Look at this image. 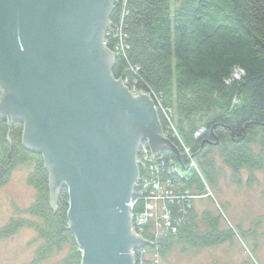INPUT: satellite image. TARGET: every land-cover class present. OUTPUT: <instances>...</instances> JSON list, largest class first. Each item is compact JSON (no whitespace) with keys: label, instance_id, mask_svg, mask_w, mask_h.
Wrapping results in <instances>:
<instances>
[{"label":"trees","instance_id":"16d2710c","mask_svg":"<svg viewBox=\"0 0 264 264\" xmlns=\"http://www.w3.org/2000/svg\"><path fill=\"white\" fill-rule=\"evenodd\" d=\"M113 7V33L104 39L115 56L113 76L155 96L164 135L176 149L152 153L156 212L137 229L146 243L133 250L137 264H160L178 247L233 242L236 233L225 226L224 216L196 203H206L198 196L219 189L225 170L241 184L243 171L264 168V0H114ZM23 132L24 125L10 127L0 116V188L14 170L30 164L27 181L35 189L25 211L30 218H12L0 229V240L28 227L39 242L31 264L46 262L55 252L65 253L56 264H83L70 229L68 189L53 198L45 159L24 147ZM139 191L134 216L151 200Z\"/></svg>","mask_w":264,"mask_h":264},{"label":"water","instance_id":"95a60500","mask_svg":"<svg viewBox=\"0 0 264 264\" xmlns=\"http://www.w3.org/2000/svg\"><path fill=\"white\" fill-rule=\"evenodd\" d=\"M113 5L0 0V115L24 123L23 145L44 156L53 198L68 189L83 264H136L132 251L146 245L129 206L139 145L176 150L153 99L112 77L115 56L103 43Z\"/></svg>","mask_w":264,"mask_h":264},{"label":"rangeland","instance_id":"374dc122","mask_svg":"<svg viewBox=\"0 0 264 264\" xmlns=\"http://www.w3.org/2000/svg\"><path fill=\"white\" fill-rule=\"evenodd\" d=\"M13 134L14 129L12 137ZM173 137L179 138L177 134ZM190 165L194 166V163ZM32 170L30 164L19 166L0 188V229L12 218H30L25 211L35 200V189L27 181ZM232 178V173L225 170L219 189H209L207 195L198 196L206 203L200 200L196 205L198 209L206 206L220 212L225 226L236 233L234 241L199 250L178 247L160 264H264V168L253 173L243 171L241 184ZM38 244L34 230L21 228L12 237L0 240V264H31ZM53 254L48 261L40 264H56L65 256L64 252Z\"/></svg>","mask_w":264,"mask_h":264},{"label":"built area","instance_id":"2783aa9c","mask_svg":"<svg viewBox=\"0 0 264 264\" xmlns=\"http://www.w3.org/2000/svg\"><path fill=\"white\" fill-rule=\"evenodd\" d=\"M110 31L112 32V30H110ZM122 38L123 37H121V39ZM124 48H125V46H124L123 42H121V49H124ZM125 83L127 84V82H125ZM132 92H133V94H139L140 93L139 91H137V89H132ZM143 94H147V93H143ZM147 95L151 96V98L155 102V108L158 110V108L156 106V104L159 106L158 100L155 98V96L153 98L152 94H147ZM165 116L168 118V120H170L167 115H165ZM170 128H171V130L173 131L174 134H177V132L175 131V129L172 126L171 123H170ZM203 132L199 131V135H201ZM154 156H156V155H154ZM148 159H151V161L146 162ZM137 164H138V167L139 168H142V169L145 170V174L146 175H144V176L141 177L140 176L141 172L139 173L138 181H137L135 190L137 188H140L139 193L142 194V195H144V196L147 195L151 199L149 201V204L147 205V209L145 211L139 213L137 216H134V215L131 214V221H132V229H133V232L137 236H139V233H138V230L137 229L138 228H142L145 225V223L147 222L148 219L151 220L152 217H153V213L156 212V206L154 204H152V190H153V188L156 189V190L158 188L155 187V186H152V152H149V150L146 147H143L142 150H141V153L137 156ZM162 190H161V194H159L155 198L157 201H158V199H161L162 195H164L162 193L164 191H162ZM157 204H161V203L160 202H157ZM129 206H130V209L132 211L133 200L129 204ZM168 225L170 226L169 223H168ZM132 255H133L134 260L136 261L135 251H132ZM136 264H137V261H136Z\"/></svg>","mask_w":264,"mask_h":264},{"label":"flooded vegetation","instance_id":"af4514ba","mask_svg":"<svg viewBox=\"0 0 264 264\" xmlns=\"http://www.w3.org/2000/svg\"><path fill=\"white\" fill-rule=\"evenodd\" d=\"M113 68H114V67H113ZM112 77H113L116 81H121L122 84H123L126 88H128V90L133 94L132 89L130 88V86H128V85H127L122 79H117V78H115V77L113 76V72H112ZM141 94H143V93H141ZM138 95H140V94H133L134 97H137ZM151 100H152V98H151ZM157 115H158V118H159V121H160V117H159V113H158V111H157ZM143 147H146V148L149 150V152H152V150H151V148H150V146H149L148 141H144V142H142V143L139 145V148H138V151H137V156L141 153V150H142Z\"/></svg>","mask_w":264,"mask_h":264},{"label":"clouds","instance_id":"9594fccd","mask_svg":"<svg viewBox=\"0 0 264 264\" xmlns=\"http://www.w3.org/2000/svg\"><path fill=\"white\" fill-rule=\"evenodd\" d=\"M105 46V45H104Z\"/></svg>","mask_w":264,"mask_h":264}]
</instances>
